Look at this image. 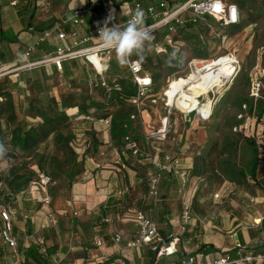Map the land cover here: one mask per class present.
<instances>
[{"label":"rangeland","instance_id":"374dc122","mask_svg":"<svg viewBox=\"0 0 264 264\" xmlns=\"http://www.w3.org/2000/svg\"><path fill=\"white\" fill-rule=\"evenodd\" d=\"M227 1L235 3L240 9L241 20L238 25L224 27L210 19L208 22L211 26L209 27L205 20L199 19L195 23L196 28L188 33L191 36L189 39L188 35L172 33L170 38H163L159 45L154 43L156 37L153 33L155 38L148 43L145 59L140 60L138 57L132 56L129 63L140 61L147 65L153 76L161 75L154 82L153 87L142 97L143 100H141L142 103L139 108L133 105L119 106L112 116L116 118L119 124L115 128L116 131H125L132 137H129V140L125 139V144L134 140L140 149V152L135 156H132V152L126 149L123 162L127 164V167L123 170H127L128 164L138 159L153 161L154 159H161V155L164 154L179 158L183 163H187L189 158L193 162L197 159L195 165L199 170L188 173L190 181L201 182L198 191L201 200L195 199L192 203L190 202L193 215L199 216V224L207 237L218 234L219 240L222 237L226 242L232 244V240L229 238L231 234L221 236L217 229L231 232L230 226L236 218L246 221L244 214L250 212L256 204L249 199L256 197L254 195L256 189H264V179H262L264 176V153L261 155L263 160H261L262 164L259 167V170L262 171L259 172L256 180L251 179L253 183H249L248 177H251L250 160L254 157L255 148L247 141L243 133L234 132V126L243 124V122L236 121L235 116L244 104L248 106L246 113H249L251 108L253 111V107L250 106L251 102H258L259 109L264 107V0ZM31 2L32 0H18L17 10H15L17 20H15L14 13L8 12V8L6 11L1 10L0 25L11 28L9 30L12 31V34L17 31L19 36L20 34L23 35V38L26 36L29 38L30 35L34 37L38 32L42 33L49 23H40L33 30L39 19L38 13L34 12L30 5ZM125 12L118 8V20L119 15L124 18ZM32 14L35 16V22L33 21L32 25H29ZM191 18L192 16H188L187 20H191ZM101 25L104 26L103 20H101ZM26 44L28 43L4 47L7 52L6 61L10 64L8 63L7 72L3 76L0 72V108L5 111V117L2 121L3 130L10 136L21 137L24 128L18 123L23 120L28 123L40 122L46 126L63 122L66 117L68 121L62 123L59 128H55L49 140L42 144L31 158L24 159L22 155L17 154L15 158L8 159L9 166L7 169L0 168V212L4 208L12 209L13 212L20 211V209L24 210V203H21L22 199L18 201V197L23 196L24 202L28 193L31 196L33 191L29 189L30 185L39 182L42 175L49 176L51 179L47 189L50 196H53L55 188L56 191L60 189L57 186L66 185L68 187L69 184H73L75 179L70 177L80 166L78 160L85 154H91L89 149L90 142L93 140L91 125L94 126L97 121V118H94L96 114L91 111V106L95 102L104 103L106 99L104 95H101V93L104 94L103 92L93 91L92 87H89L84 81L85 77L82 74L78 75V72L74 79L67 80L62 70L55 63L33 67L31 65L33 55L31 57L25 56L30 47ZM161 44L170 46L172 51H175L182 60V63L177 65L176 72H173L170 66L165 63L172 52L164 53ZM95 45L92 43L88 47ZM84 49L86 48H82V50ZM45 56L42 55V58ZM77 58L81 62L82 73L84 72L83 66L94 74H97V70L93 64L97 65L98 68L107 67L103 77L110 89L111 98H116L117 94L126 90L128 92L136 90L129 73V63L126 65L118 63L114 50H106V52L97 55L85 53L82 58ZM100 59L104 61L105 65H100ZM195 61L197 62L194 64ZM229 62H233L232 66L236 68V74L233 78L224 79L221 86L215 87L218 85V71L212 76L196 80L200 72L205 71L208 67ZM158 63L163 65V70H159L155 66ZM92 77L94 76L92 75ZM192 81L194 83L191 84ZM256 82L261 84L260 96L257 100L251 101L253 99L251 93ZM189 84L190 86L186 87ZM213 86L215 89H212ZM184 88L183 94L177 95L179 90ZM199 94L204 96L199 99V104L196 105L194 104L195 98ZM170 102H175L172 107H170ZM169 109L172 111L170 116ZM82 112L90 115L89 117L93 121L84 119V117L77 119V115ZM9 117H14L17 121L8 124L6 118ZM166 117L169 119L167 125L164 126ZM107 121L108 123L106 120L103 122L110 125L109 119ZM159 130L161 132L165 130L164 134L159 136V139L158 137L149 139L150 146H144V136ZM214 151L217 152V155L215 160L210 162L209 167L216 169L218 167L221 173L222 160L225 158L226 161L230 162L229 166L235 173L228 171L225 178L238 181L239 185H231L224 192L220 190L217 192L215 186L210 187L214 181L208 177L203 168L206 167L209 152ZM222 154L225 156L223 157ZM121 164L123 163L121 162ZM229 172L231 173L230 176H228ZM54 176L61 178L52 188ZM146 176L144 180L147 182ZM165 179L164 174L163 184ZM243 179L246 183L242 182ZM163 190L164 186L162 185V196L164 195ZM180 191L178 188L173 190L172 195L169 196L170 200L165 203L163 201L161 204L158 203L159 208L162 209L163 206H166V208L164 207L166 213L171 212L170 214L176 213L181 216L183 203L187 199L186 192L183 190L184 192L180 194ZM36 193H40L36 194V197L42 199V204L32 201H28L27 204L29 203V206L33 207L34 210L37 209L33 213L36 217L35 221H42L41 224H44L46 216L43 206L52 208V198L50 197V204L46 205L43 202L46 193L44 194L40 189ZM217 193L221 195L219 198L215 196ZM244 195L247 202L245 199L242 200ZM136 203L134 202V206L129 212L138 208ZM148 215L155 219L149 213ZM49 217L51 219L50 226L59 224V227L63 228L64 220H58L56 214ZM134 229L137 231L136 227ZM53 232L52 229H48L44 234L41 231L38 233L39 235L36 234L39 240L43 242L44 251L53 247V264H64L68 260L72 261L71 256L64 259L66 253L63 254V252L67 250V247L63 243L64 240H70L73 244H77L76 237L71 235L67 239L68 236L62 237L60 235L61 238L58 240ZM18 237L19 243H25L24 247L27 248L28 238L22 234ZM48 238L51 240H47ZM86 238L87 244L91 245L93 235L86 236ZM185 241L190 244V247L194 243L188 239ZM84 246L82 245L81 250H75L73 254H80L81 257L88 255ZM0 250H4L5 253L4 258H0V264H13L15 262L12 251L5 246L1 236ZM213 252L216 253L217 251ZM198 253V251L193 252L195 255ZM202 254L206 257L210 253ZM134 256V264H145L139 256L136 254ZM102 260L103 257L101 256L100 261ZM163 261L165 263V259ZM207 261L211 260L207 258Z\"/></svg>","mask_w":264,"mask_h":264},{"label":"crops","instance_id":"0c3cea01","mask_svg":"<svg viewBox=\"0 0 264 264\" xmlns=\"http://www.w3.org/2000/svg\"><path fill=\"white\" fill-rule=\"evenodd\" d=\"M111 4L116 8L117 15H118V8H120V11H126L123 15L124 18H121L122 16L119 15V22L120 24H126L128 20L132 16V8L135 2H141L145 7L157 4L158 2H161L162 0H109ZM130 1V2H129ZM166 1V0H165ZM171 1V0H170ZM17 2L18 0H0V4L3 5L2 11H6V8H8V12L14 13L15 20H17V13L15 10H17ZM94 3V0H32L31 7L34 12H37L38 16V23L33 28L36 29L38 27V24L40 23H49L47 27L52 26L51 29H48L47 31L38 32L36 36H31L29 38H23V35L16 31L13 35L18 37L17 44L21 43H28L26 45L31 46L33 45L39 38H41L46 32L54 30L57 26H63L64 24H67L70 17L72 16V12L77 8H82L88 5H92ZM8 5V6H7ZM98 9L99 14L102 13V7L99 4L95 6ZM126 7V8H125ZM47 13V14H46ZM36 15V14H35ZM103 22L106 21V19L101 18ZM33 21L35 22V16L33 17ZM32 21V22H33ZM189 22V21H188ZM205 22L208 23V26L211 25L208 22V19L205 20ZM69 24V23H68ZM32 25V23H31ZM196 25V24H195ZM108 26L111 27L110 24ZM11 28L5 27L3 25H0V31H7ZM32 29V28H31ZM76 31L83 34L86 32L85 25L82 27H73ZM27 35L29 33H26ZM1 38V37H0ZM25 39V40H24ZM33 40L35 41L33 43ZM33 44H30V43ZM53 46L54 49H57L58 47H63L66 44H70L69 41L67 42H61L57 39V33L54 32L51 35V38L48 40V42ZM17 44L15 42H8V41H0V72L2 73V76L4 73H6V68L9 62L6 61L7 58V52L5 51L4 47L6 45H12ZM37 53V52H36ZM35 53V54H36ZM34 56V55H33ZM32 56V57H33ZM42 58V57H40ZM38 58V59H40ZM79 59V58H78ZM32 60H36L33 59ZM81 64V62L79 61ZM10 64V63H9ZM83 75L87 76L84 81L87 82L89 87H92L91 82L92 80L97 81L96 74L91 73V71L83 66ZM63 73V69H62ZM76 75V74H75ZM92 75L94 77H92ZM224 79H227L226 77H220L217 79L218 86H221ZM89 80V81H88ZM194 83L193 81L191 84ZM190 85V84H189ZM213 86L212 89H215ZM121 90V89H120ZM122 91V90H121ZM200 98L204 96L203 94H199ZM175 102H170V107H172ZM252 104L250 106L253 107L251 110H249L248 115L250 116V119L253 120L252 123L255 124L259 120L260 114L263 110V108H258V102H251ZM101 103H94L91 107V111L96 114L97 121L94 123V126L91 125V132H92V142H90V155H83L78 160V164L80 165L78 170L73 174L71 179H75L72 185H59L57 188H60L58 191L53 192V196H50L52 198V208L49 206H43V211L45 217L44 224H41L40 221H35V218L33 213L37 211V209H33V207L29 206L30 204L27 202L32 201L34 203H41L42 199H38L36 197V193L39 192L38 189H36V185L32 183L30 185L29 189H31L32 195L28 193V196L26 199H24L23 202V196L21 198L18 197V201L21 199V203H24V210L13 212L12 209V218L14 220L15 230L20 235H26L28 231H33L34 234H38L40 231L41 233H45L48 231V229H52L53 234L56 239L59 240L61 236H68L67 239L72 235L76 237L77 244L70 240H64L63 245L67 247V250L63 252L64 259L67 256L72 257V261L68 260L64 262V264H83V260L86 259L88 264H116V262H122L124 264H134V258L135 254L139 256L140 259H142L143 263L150 264V259L147 258V251L149 250L147 247H142L137 252H129L124 248H114L111 241V236L120 233L123 235L125 243L129 240H133L136 237L137 231L134 229L135 226L133 225V216L131 213H124L123 216L125 218L123 221L116 220L117 215L116 212L120 209L119 203H123V206L130 204L131 201L134 202H144L147 200L148 205L151 202L149 200L148 196V181L150 176H152L155 172V167L153 165V161L148 160H136L132 163L128 164V169H126L127 164L123 162V157L125 156V151L122 149V151L119 150L118 147V140H114L112 136V121L113 118H109V124L106 125L103 121L108 119H100L102 115V109L100 106ZM196 104V103H194ZM197 105V104H196ZM264 106V105H263ZM90 111V110H89ZM90 116V115H89ZM88 114H85V112H82L81 114L77 115V119L79 117H84V119H88L90 121H93ZM147 118V117H146ZM89 123V122H86ZM111 126V127H110ZM160 131V130H159ZM157 131V132H159ZM157 132L149 133L144 136L143 144L144 146H150L149 139L158 137L160 138ZM152 134H155L154 137H151ZM130 135L128 133L121 138L122 143H125V139H130ZM132 138V137H131ZM248 139L247 137H245ZM134 141V140H133ZM253 148H255V154L257 153L256 150L259 152V163L258 168L256 171V177H248V182L251 183L252 180H256L259 172L262 170H259V167L261 163V160H263V157L261 156L263 153L260 151V149L253 145ZM132 156H135L133 152L131 153ZM217 155V152H209V159L207 160L205 172L208 174V177L214 181V183L210 184L211 186H215L216 191L220 190L221 192L227 191L231 186L234 184H240L238 181L232 180V179H226L225 174L227 176V172L231 170V167L229 166L228 161L222 160V172L220 173L216 168L209 167L210 162L215 160V157ZM223 155V154H222ZM163 155H161L162 157ZM225 155H223L224 157ZM54 157V156H53ZM250 160H253V158ZM29 159V158H28ZM55 160V159H54ZM127 161V159H126ZM181 164L179 167L170 170L167 174H165V183L163 184L164 190H163V202L165 203L167 200H170L169 196L172 195L173 189H168V182L170 181L169 175L172 174L176 177L178 181V190H181L182 192H186V202L192 203L195 201L201 200L200 195H198L199 187L201 186V182L198 181H190L188 173L191 171H198L196 160L194 162L189 158V161L187 163H183V161L180 159ZM121 162L123 164H121ZM250 165V164H249ZM251 166V165H250ZM249 166V167H250ZM213 169V170H212ZM250 170V169H249ZM28 171V170H24ZM225 172V173H224ZM229 172L228 176L231 175ZM251 172V170H250ZM235 174L234 172H232ZM147 174V176H146ZM216 174V175H215ZM147 177V182L144 180L145 176ZM260 177V176H259ZM61 177H53V184L52 188L56 186L58 183L57 181ZM252 179V180H251ZM264 179V176L263 178ZM243 183H246L244 179L242 180ZM253 183V182H252ZM190 186V187H189ZM36 190V191H35ZM130 190V191H129ZM184 190V191H183ZM54 191V190H53ZM219 191V192H220ZM246 195V194H245ZM243 196L242 200L245 199V202H247V198ZM256 197H251L249 199L252 202H256L255 206H253V209L250 210V212L244 214L246 221H241L240 218H236L234 220V223L230 226L231 232H224L221 229H217L219 234L221 236L224 235H230V239L232 240V244H229L228 241L226 242L224 238L217 237L218 234L215 236L207 237L206 234L203 233L202 227L199 224V216H194L195 219L193 223L189 226L188 232L191 234H196L197 238H199L200 243L196 244L195 246L190 247V244L187 243V241L182 240V236L184 233H182L181 225L182 221L180 218V215H177L176 213H166L165 212V218H167V223L161 225V227L164 230H168L171 228L172 230L169 232L172 234L170 236L173 238H179L180 239V250L184 252V255H193L196 256L200 261L204 262H210L207 261V258L211 261L215 260L216 258L222 256L226 253H231L233 255L239 254V252L243 255L245 254H256V255H264V189H256L255 194ZM215 196H221L220 193L215 194ZM224 197V196H223ZM249 197V196H248ZM37 198V199H36ZM111 200V206L107 207L109 201ZM41 201V202H40ZM244 201V200H243ZM168 205V204H164ZM166 208V206H163V208ZM7 208H4L3 210H6ZM2 211V210H1ZM17 214V215H16ZM54 214L57 215L58 220H64L65 223L63 224V228L61 229L59 227V224H55L50 226L49 223H51L50 215L54 216ZM122 216V217H123ZM233 216V214H232ZM55 218V217H54ZM107 218L114 219V222L112 224H107L105 220ZM152 218V217H151ZM153 219V218H152ZM155 220V219H154ZM50 221V222H49ZM74 221V223H73ZM156 221V220H155ZM116 222V223H115ZM201 222V221H200ZM158 223V222H157ZM39 235V234H38ZM61 235V236H60ZM93 235L92 243L87 244L86 242V236ZM95 237H102L106 240L108 248L112 249L113 251V257L111 260H108V262H101L100 257L104 255L105 249H96L93 240ZM26 238H28L26 236ZM47 240H51L48 238ZM192 240V239H189ZM82 245H85V249L87 250V254L84 257H81L80 254L75 255L73 252L75 250H81ZM205 245H213L216 248V253L212 252L208 256L205 257L204 254H193V252H200V248ZM74 246V247H73ZM70 248V249H69ZM190 251V252H189ZM192 253V254H191ZM53 258V257H52ZM176 258V259H175ZM179 256H175L172 259L177 260ZM165 259V263L164 260ZM62 261V260H61ZM74 261V262H73ZM170 260L166 258L158 259L156 264H168ZM6 264V263H3ZM14 264V263H13Z\"/></svg>","mask_w":264,"mask_h":264},{"label":"built area","instance_id":"2783aa9c","mask_svg":"<svg viewBox=\"0 0 264 264\" xmlns=\"http://www.w3.org/2000/svg\"><path fill=\"white\" fill-rule=\"evenodd\" d=\"M101 5L102 13L99 15L95 11L97 4ZM139 8L145 13V22L149 26L151 34L159 31L160 29L167 28L170 33H177L176 26H183L186 22L191 21L196 23L197 20L206 18L214 19L215 22L224 26L230 27L240 23L241 14L239 7L227 0H162L157 4H152L147 7L141 2H135L132 8V14ZM188 16H192L191 20H187ZM111 17L110 25L120 24L116 8L111 4L109 0H94L92 5H88L82 8H77L72 12L68 23L72 27H82L85 25L86 32L81 34L73 29L70 34L61 31V25L57 26L54 30L46 32L41 38H39L33 45H31L26 53V57L34 55L41 44L46 43L54 32H57V39L61 42L69 41L70 44H66L63 47H58L52 55L45 56V58L33 60L31 64L33 67L42 66L49 63H55L57 67L62 70V62L67 59H74L77 57L85 56V53L91 55L101 54L106 52L100 46L99 28L101 25V18L109 20ZM122 26L125 24H121ZM95 43V46L90 44ZM82 48H86L82 50ZM111 50V49H109ZM107 50V51H109ZM97 57V56H96ZM32 60V59H31ZM100 65H105L102 59L99 60ZM30 62V61H29ZM193 64V63H192ZM97 70L96 78L97 82L102 87L106 88L108 92L110 89L103 77V73L107 70V67L98 68L93 64ZM129 73L132 77V82L136 88V95L131 99L132 105L139 108L141 106V100L143 96L150 90L153 85L152 77L144 72L140 61L129 63ZM261 84L256 82L251 93V101H255L260 96ZM248 106L244 104L240 112L235 116L236 121L243 122L242 125L234 126V132L243 133V136L253 139L260 149L264 152V108L260 114L259 120L256 122V126L252 123L248 113H246ZM169 116L172 111L169 109ZM190 114V113H189ZM166 117L164 120V126L167 125ZM106 123L108 121L106 120ZM165 130L158 132L159 135L164 134ZM154 137V135H151ZM129 140V139H128ZM126 148L137 155L140 149L135 141L128 142ZM181 161L179 158L173 157L170 154H164L161 159H154L153 165L155 172L150 176L148 181V196L154 205H158L161 202V187L163 185L164 174L168 173L179 167ZM51 183L49 176L42 175L39 182L34 183L38 186L36 189L43 191L45 195L44 204L48 205L51 202L50 195L47 192L48 186ZM36 191V190H35ZM182 194V191H180ZM219 198V196H216ZM133 218V224L137 229L136 237L133 240H129L125 243L123 235L116 233L111 236L112 245L114 248H124L129 252H137L142 247H147L152 252L156 253L158 259L166 258L170 260V264H264V255L256 254H239L233 255L231 253L223 254L210 262L200 261L196 256L184 255L177 260H172L173 257L178 256L180 252V239L169 237L166 238L160 233L159 225L157 221L152 219L145 211L135 208L130 212ZM1 217L5 222V227L1 232V238L5 246L12 251V256L15 259L14 264H22L23 255L18 248V238L15 235L14 220L10 209L2 210L0 212ZM52 217V215H50ZM119 215L116 220L123 221L125 216ZM192 205L188 202L183 203V211L181 213V230L182 233L188 232L189 226L193 223ZM107 224H112L114 219L107 218L105 220ZM93 244L96 249H105L103 260L105 263L111 260L113 257L112 249L108 248L107 242L102 237H95ZM83 264H88L87 260H83ZM116 264H124L122 262H116Z\"/></svg>","mask_w":264,"mask_h":264},{"label":"trees","instance_id":"16d2710c","mask_svg":"<svg viewBox=\"0 0 264 264\" xmlns=\"http://www.w3.org/2000/svg\"><path fill=\"white\" fill-rule=\"evenodd\" d=\"M3 5L0 4V13H1V9H2ZM17 7V6H16ZM95 11L99 14L98 9L95 7L94 8ZM22 14V13H21ZM100 15V14H99ZM33 17L34 14H32V16L30 17V21H29V25H31L32 21H33ZM208 19V21L211 18H206ZM214 21V19H213ZM52 26H49L47 28L44 29V31H47L48 29H51ZM195 23L189 21L186 22L183 26H176V30L177 33L179 34H184V35H188V39L191 37L189 36L188 33L192 32L195 29ZM61 31L66 32V34H70L73 31V27L71 26V24H64L63 26H61ZM57 33V32H56ZM155 42L156 44H160L159 42L161 40H163V38H170V33L169 30L167 28H163L160 29L159 31L155 32ZM0 41H8V42H15L17 44L18 42V37L17 35L14 36L12 34L11 30H7V31H0ZM48 42V41H47ZM161 47H163L162 51H164V53H168L169 52H173L172 49L170 48V46H164L163 44L160 45ZM56 51V49L53 48V46H51V44L49 43H44L41 44L38 49H37V53L34 54L33 59H38L40 57H42V55H51L52 53H54ZM143 67L144 72L148 73L152 79L153 82L157 81L158 78L160 77L161 74H156V75H152L151 71H149V69L147 68V65L141 63ZM179 63L177 61H173V66H170V69L173 70V72H176V67ZM81 64L79 63L78 58H74V59H70V60H65L62 62V69H63V73H64V77L67 80H71L74 79L76 76L75 74L78 72V75L82 74V69H81ZM159 70H163V65L161 63H158L155 65ZM87 76L85 75V78ZM89 81V80H88ZM93 82H91L92 85V89L93 91H97V92H103L104 94L101 93V95H104V98H106L104 100V103H101V109H102V115L100 119H109L112 115H114L115 111L118 109V107H122V106H127V105H132L131 103V99H133V97L136 95L137 91L134 89L131 92H128L127 90L124 92H121V94H117L116 98H111V94L108 92V90L104 87L101 86V84L95 80H92ZM119 99V102H117V100ZM5 117V111L4 109L0 108V141H3L6 144V147L8 149V153H7V157L8 159H13L17 156V154L22 155V158L26 159V158H31L38 150V148L40 146H42V144L46 143L49 138L51 137L53 131L55 128H59L62 123H64L65 121H68V118H65V121L63 122H56L53 124V126H46L42 123H28L26 120H23L21 122L18 123V125H20L22 128H24L22 130V136L21 137H13L12 135L10 136L8 133H6L3 128H2V121L3 118ZM113 117V116H112ZM17 120L14 117H9L6 118V122L8 124H11V122H16ZM119 126L116 118H113L112 121V136L114 140H118V147L119 150L122 151V149H124L125 152H127V148H126V144L120 142L121 138L124 137L127 132L125 131H120L117 132L116 131V127ZM123 126V125H120ZM248 142H250V144L258 147L255 143V141L253 139H247ZM10 147H12V149H10ZM256 154L255 157L253 158V160L251 161V175L253 177H256V171L258 168V163H259V152L256 150ZM262 152V151H261ZM264 153V152H262ZM169 179L170 181L167 183L168 184V189L169 190H175L178 188V181L176 179V177L172 174L169 175ZM130 191V190H129ZM162 194H161V202L163 200L162 198ZM150 200V199H149ZM160 202V204H161ZM111 206V200L109 201L107 207ZM120 209L117 211L118 215H123L124 213L129 212L132 207L134 206V201H131L130 204L123 206V203H119ZM136 206L142 210L145 211L147 214L149 213L151 216H154L155 219L158 222L159 225V230L160 233L165 236L166 238H169L172 234H170L169 232L172 230L171 228H169L168 230H164L161 225L167 223V220L165 218V208L160 209V205H154L152 203H150L148 205L147 200H145L144 202H138L136 203ZM130 213V212H129ZM153 218V217H152ZM5 227V222L3 220V218L0 215V236H1V232ZM15 235L18 238V243H19V234L17 233V231L14 229ZM170 235V236H168ZM24 236L28 237L29 240V244L28 247L25 248L23 242H20L18 244V248L19 251L22 253L23 255V262L22 264H53L52 261V252H53V247L46 249V251H44L45 247L43 245V242L39 240L38 236L36 234H34L33 231H28V233ZM182 240H189L192 239V241L194 243H192V246H195L196 244H198L199 238H197L196 234H189V232H186L183 234ZM44 251V252H43ZM213 251H216V248L213 245H205L202 246L200 248V252L198 254H202V253H212ZM5 253L4 250H0V258H4ZM179 257L184 256V252L182 250H180L179 252ZM147 258L150 259L151 263L150 264H156L158 258L156 253L152 252L150 249L147 251ZM176 259V258H175ZM174 260V259H172ZM168 264H170V262H168Z\"/></svg>","mask_w":264,"mask_h":264},{"label":"clouds","instance_id":"9594fccd","mask_svg":"<svg viewBox=\"0 0 264 264\" xmlns=\"http://www.w3.org/2000/svg\"><path fill=\"white\" fill-rule=\"evenodd\" d=\"M145 13L142 9L137 8L131 18L125 25L113 24L109 27V20L104 22V26L99 28L100 46L104 49H112L116 53V59L121 65L129 63L132 56L138 57L140 60L145 59L148 43L154 40L150 28L145 22ZM173 61L182 63V60L173 51L166 64L173 66ZM8 149L3 141H0V168L7 169L9 160L7 157Z\"/></svg>","mask_w":264,"mask_h":264},{"label":"bare ground","instance_id":"6f19581e","mask_svg":"<svg viewBox=\"0 0 264 264\" xmlns=\"http://www.w3.org/2000/svg\"><path fill=\"white\" fill-rule=\"evenodd\" d=\"M107 50H109V49H107ZM196 62L197 61H195L194 64ZM232 64H233V62H229V63H226V64L210 66L206 70L204 69L205 71H201L200 75H198L199 76L198 79H196V80H201V79L206 78L207 76H212L217 71H218L220 77H226L227 79L233 78L235 76V74H236L235 73L236 72L235 71L236 68L234 66H232ZM189 86L190 85H188L186 87H189ZM185 88L182 89V90H179L177 95L183 94ZM199 99H200V96L197 95L196 98H195V100H196L195 103L196 104H199Z\"/></svg>","mask_w":264,"mask_h":264}]
</instances>
